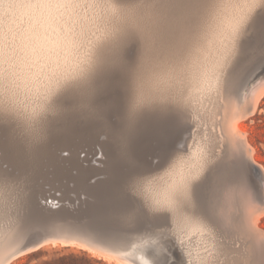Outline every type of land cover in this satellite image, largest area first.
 <instances>
[{"label":"snow or ice","instance_id":"6c2138e0","mask_svg":"<svg viewBox=\"0 0 264 264\" xmlns=\"http://www.w3.org/2000/svg\"><path fill=\"white\" fill-rule=\"evenodd\" d=\"M18 2L78 20L69 32L80 59L50 67L33 106L21 109V69L11 42L0 39V162L6 161L0 163V234L6 243L27 236V247L59 235L113 250L134 242L151 264H264V234L257 236L240 211L248 200L264 204V154L257 162L231 149L223 126L194 164L187 151L189 140L195 149L209 136L203 114L193 115L201 95L215 103L264 79V0ZM94 29L102 39H91ZM145 111L164 128L155 169L179 177L160 197L144 195L158 177L128 159L130 136ZM81 130H100L109 139L123 166L120 178L82 215L57 216L33 199L39 155L53 136ZM190 233L211 242L206 255L189 245ZM86 251L65 245L57 256L66 264H98Z\"/></svg>","mask_w":264,"mask_h":264},{"label":"rangeland","instance_id":"374dc122","mask_svg":"<svg viewBox=\"0 0 264 264\" xmlns=\"http://www.w3.org/2000/svg\"><path fill=\"white\" fill-rule=\"evenodd\" d=\"M93 31L95 33L94 35H91V39L93 41L102 39V32L95 31V29ZM260 80L262 81L264 79H260ZM251 84L252 83H249L247 88ZM244 90L243 89L241 90L239 96H233L228 100L225 99L228 103H225V101L222 100V102H224L223 106H222V102H220V101H218L216 103H210L208 100L204 99L203 96H200V99L202 97L203 98L202 100L203 101L205 100L207 103L204 102L203 104H196L199 109H197V107H196L193 111V115H196V110H198L199 112H201L203 114L204 118L206 119L205 121L208 125L207 131L209 133L208 139L202 141L200 144L201 146L199 145L201 148H204L206 150L212 148V146L215 144L214 138L218 137L220 135L221 130H222V127L219 125L223 124L224 121H225L224 124H226V121H228L227 117H229L228 115H231V117L229 118V121H230L231 119L235 118V115L237 113L241 114V113H239L241 111L238 112V110L241 109V107H239V106L244 104L245 103L244 101H246V100L243 101L242 98H244V96H246V97L248 96L246 94L247 91L245 90L246 91L245 92ZM240 95H244V96H240ZM259 95H261V96H259ZM259 95H257L258 99H256V100H258V101L255 104L256 105L255 108L253 107L254 101L252 99L249 100L250 99L249 97H247V98L245 97L244 99H247V101L249 103V105L247 103L246 106L247 107L249 106L250 109L245 107V105H244L243 107H245V108H242L243 116H241L242 115L241 114V115H239L241 117L240 119H239V117H237L238 119L235 118V120H237V123L242 125V127L244 129L243 132H245V133H243L244 138H245L247 144H249L251 151L253 148V151H252L253 154L251 152V157H253L252 159H255L257 162H259V160L262 158V154H264V93L259 94ZM231 99H233V100L231 101ZM235 100H236V102H235ZM240 100L242 101V104H240L241 103ZM229 101H231V102H229ZM237 102L239 103V105L237 104V107H239V108L235 107L236 106L235 104ZM230 103H231V106H229ZM205 104L207 106H204V108H203V105H205ZM227 105L230 108H227L228 107ZM251 105H252V107H251ZM217 106H218V108H216ZM208 107L210 109H206ZM222 107H224L223 110H225L222 112H224V113L226 112L225 114L227 116L223 115L224 113L222 114L221 112H219L222 110ZM233 107H234V109H233ZM215 108H216V110H214ZM21 109H23V108L21 107ZM212 109H213V111H212ZM218 109H219V111H218ZM232 109L234 110V117L233 118H232V116H233L232 115L233 114ZM206 110H208V111H206ZM248 110H251V111H248ZM214 111H216V112H214ZM218 112L224 116V117H222V119L225 118L224 121H220L222 115L218 114ZM247 112H249L251 115ZM213 113H215V115H213ZM244 113H246V115ZM238 114L236 116H238ZM207 115L209 118H207ZM217 117H220V119H217ZM153 119H154V121H153ZM149 121H153L154 123L153 124L151 123L152 124L151 125ZM213 122H214V124H213ZM213 126L216 127L215 133H211V128ZM160 127H162V125L157 120V118L154 116V114L151 111H145V113L143 114L138 126L132 132L130 139H129V142H128V159L142 162L144 165V170L146 172H150L152 175H156L157 177H160L161 174L164 173V171H163L164 169H159V170L155 169V164L159 162V157L161 155V151H162V147H163V144H162L163 137L160 134V132L157 131V130H160ZM223 128L226 129V126H223ZM94 143L97 145V147H95L96 145ZM188 144H190V148H188L187 151H189L192 148L191 145L193 144V141H188ZM99 146H101L100 149L98 148ZM176 147L178 149L182 148L183 147L182 142L177 143ZM229 147H230V145H229ZM242 150H244V149L242 148ZM91 151H92V153H91ZM244 152L245 151H243V153ZM100 153H101V155H100ZM130 155H131V158H130ZM244 155L246 156V153ZM58 156H60V157H58ZM139 156H141V157H139ZM47 158H48V160H47ZM113 159H115V161ZM83 161L86 163L83 164V166H82ZM4 162H6V161H2L0 163H4ZM39 162H40V164H39V166H40L39 181H38V183L35 187V191L32 195H33V197L35 196V198H37V200H40V201L45 200V198H47V197L54 201V200L61 198L64 195L66 196V195L71 194L72 192H75L76 189L82 190L83 189L82 187L85 188L86 186H90V185L93 189H97L98 191L104 192L105 189L111 187L112 185H114L117 182V180L120 178V170L123 167L122 165L120 167L117 166L116 155H115V152L113 151V149L110 145V141L104 135V133L100 130H97V131L91 132V133L88 132L87 130H81L80 132L75 133L73 135L72 134L71 135L58 134V135L53 136L52 138H50L48 143L41 150L40 155H39ZM71 163H72V165H71ZM49 164H51V165H49ZM89 165H91V166H89ZM114 168H115V170H113ZM115 172H116V174H115ZM83 173L86 176H83ZM159 173H160V175H159ZM94 175H96V176H94ZM163 177H160V178L162 179ZM80 178H82V179H80ZM158 179L159 178H157L153 183L154 185L151 186V192L154 190V188H152V187L155 186V188H156L159 185V182H161L160 181L161 179L160 180H158ZM78 182H79V184H78ZM67 190L69 192H67ZM66 192H67V194H66ZM144 195L147 197L151 196L150 195V189ZM49 196H51V197H49ZM253 204L257 207L259 205V202L253 201ZM242 207L244 208V203H243ZM242 209L240 211H242ZM257 219H258L256 221L257 226H258L257 228L259 229L261 234H264V209H262V211L258 215ZM191 238L193 241L192 248L194 249V251L199 252L201 256L206 255V253L203 252V249L205 247H208L209 249H211V246H210L211 244H209L205 241L204 236L201 237L197 233V234H192ZM10 246H11V243L10 242L6 243L2 234H0V256ZM70 246H72L73 250H78L80 248V246L76 245V244H72ZM63 248H64V246H61V245H54V246L53 245H44L43 247L39 248L42 250V252H40V253L37 252V253H35V255H30L28 253L23 254L17 258L12 259L8 264H29V261L31 258H36L37 261L39 262V264H44L45 262L52 261L53 259L57 258L58 257L57 253L62 251ZM83 248H85V247H83ZM85 249H87V251L85 252V256H87L89 258H91L92 256H95L96 258H98V260H100V262H98V264H120V262H117L118 260L116 261V259H114V258L108 259V257H106L107 258L106 259L104 257V255H100L101 251L99 252L96 250V252L100 253V254L99 253L97 254L94 252L95 250H91V249L89 250L88 248H85ZM148 257L151 258L149 255H148Z\"/></svg>","mask_w":264,"mask_h":264},{"label":"bare ground","instance_id":"6f19581e","mask_svg":"<svg viewBox=\"0 0 264 264\" xmlns=\"http://www.w3.org/2000/svg\"><path fill=\"white\" fill-rule=\"evenodd\" d=\"M73 19H75V18L67 17V16H64V17L61 18L60 14L57 13L55 10H51V11L50 10H39L38 11V10L32 8V7H29V6H26V5H21L18 2V0H0V39H3L5 41L11 42L12 47L14 49L13 56H14V58H17V62H18L19 66H20V69H21V71H20L21 79H20V82H19L20 83L19 104H20V107H22L23 109L25 108V106H27L28 109H30L33 106L32 103H31L33 92L36 90V86L44 78L45 74L47 73V71H48V69L50 67L54 66L57 63H62L64 67H71V66H74L75 63L80 59V52L74 46L73 40L70 39V35L71 34L69 32V29L70 28L75 29L77 27V24L79 23V21L77 20V24H74L73 23ZM34 49L36 51H34ZM29 65H30V67H29ZM29 89H32V91H30ZM244 89L247 91L246 94L248 95L247 97L250 98L249 100L252 99L254 101L253 102L254 103L253 107L255 108V106H256L255 104L258 101V100H256V99H258L257 95L264 93V80H262V81L259 80V81L255 82V83H252L248 88L246 87ZM197 95H200V94H197ZM240 96H244V95H240ZM259 96H261V95H259ZM245 97L246 96H244V98ZM244 98H242L243 101L244 100L247 101V99H244ZM201 99H203V98L201 97ZM232 100L233 99H231V101ZM224 101H225V103H228L226 100H224ZM231 101H229V102H231ZM246 101H244L246 104L245 103L242 104V101H241L240 104H242V105L239 106V107H241V109L238 110V112L241 111L239 113H241L242 115L238 114L236 112L238 114V116H236L237 114L235 113L236 114L235 118L239 117V119H240L241 117L239 115L243 116L242 108L247 107L246 105H247L248 101L247 102ZM204 102H206V101L204 100ZM216 102H218V101H216ZM220 102H222V101H220ZM235 102H236V100H235ZM237 104L239 105V103L237 102L235 104L236 105L235 107L239 108V107H237ZM205 105H203V108H204ZM223 105H224V102H222V106ZM244 105H245V107H243ZM248 105H249V103H248ZM229 106H231V103H230ZM229 106L227 108H230ZM196 107H197V105H196ZM209 107L206 108V109H210ZM251 107H252V105H251ZM216 108H218V106ZM216 108L214 110H216ZM247 108H249V106ZM197 109H199V108L197 107ZM223 109H224V107H222L221 111H219V109H218V111L223 114L224 112H222V111H225ZM233 109H234V107H233ZM206 111H208V110H206ZM212 111H213V109H212ZM248 111H251V110H248ZM214 112H216V111H214ZM219 112H218V114H221ZM225 113L223 115H226ZM247 113H249V112H247ZM244 114L246 115V113H244ZM223 115L221 116V120L220 121H224L225 118L222 119V117H224ZM232 115H233L232 116V118H233L234 117V110H233V114ZM228 116H229V117H227L228 121H226L227 125L224 124L225 123V121H224V123L222 122L223 124H221L219 126H221V127H222V125L226 126L227 135H228L229 141H230L229 142L230 143L229 144L230 148L231 149H242L243 148L244 149L243 151H245L244 154L246 153L247 157L253 158V157H251V152L253 151V148H252V151H251V148H250L249 144H247V142H246V140L244 138V134L243 133H245V132H243L244 129H243L242 125L238 124L237 120H235V118H233V119H231L229 121V118L231 117V115H228ZM207 118H209L208 115H207ZM219 119H220V117H219ZM153 121H154V119H153ZM153 121H149L150 124L151 123L153 124L154 123ZM157 131L160 132L162 137H164V128H163V126L160 127V130H157ZM221 132H222V130H221ZM221 132H220V134H221ZM189 141H191V140H189ZM200 146L197 145L195 147V149L192 147L188 151L189 153L193 154V160L189 161L190 164H194L196 162L195 154L200 152V149H201ZM95 147H97V145ZM100 147L101 146H99L98 148L100 149ZM91 153H92V151H91ZM252 154H253V152H252ZM100 155H101V153H100ZM58 157H60V156H58ZM139 157H141V156H139ZM130 158H131V155H130ZM47 160H48V158H47ZM113 160L115 161V159H113ZM253 160H255V159H253ZM85 163L86 162L83 161L82 162V166ZM39 164H40V162H39ZM49 165H51V164H49ZM71 165H72V163H71ZM89 166H91V165H89ZM113 170H115V168ZM84 173H83V176H86V175H84ZM160 173H159V175H160ZM115 174H116V172H115ZM94 176H96V175H94ZM160 177H163V178L161 179ZM160 177H158L159 178L158 180L161 179L160 180L161 182H159V185L156 188H155V186H153L152 188H154V190L152 192H151V188H150V195L151 196H149V197H160V196L165 195L167 189L169 188V186L172 185L176 180L179 179L178 176H176V177L167 176V175H164V173L161 174ZM80 179H82V178H80ZM78 184H79V182H78ZM82 188H84V187H82ZM67 192H69V191L67 190ZM67 192H66V194H67ZM51 196H49V197H51ZM51 201H53V200H51ZM253 201H255V200H248V201L244 202V208L243 207H242L243 209L241 208L242 209L241 212H242L245 220L250 222V226L256 232L257 236H259V235H261V232L257 228L258 226H257L256 221L258 220L257 219L258 215L260 214V212L262 210L260 211L253 204ZM50 203H53V202H50ZM190 236L192 237L191 233H190ZM204 239H205V241L207 243L211 244V242L206 237H204ZM188 243H189V245L191 247L193 246L192 238L188 241ZM91 250H93V249H91ZM97 251H99V250H97ZM94 252L98 254L100 251L96 252V250H95ZM102 252H100L101 254L100 253L99 254L100 255H104L105 258L108 257V259L114 258V259H116V261L118 260L117 262H120V264H151L150 259L147 256H145V254H142V253H136L134 255V262L135 263H132V262L128 261L127 259H125L124 257L118 256L115 253H113L111 251H108L106 249L102 250ZM1 264H7V261H5V262H3Z\"/></svg>","mask_w":264,"mask_h":264},{"label":"water","instance_id":"95a60500","mask_svg":"<svg viewBox=\"0 0 264 264\" xmlns=\"http://www.w3.org/2000/svg\"><path fill=\"white\" fill-rule=\"evenodd\" d=\"M103 192L98 191L97 189H93L90 186H86L83 190H77L72 192L69 195L63 196L58 200L51 201L48 197L45 200H37L35 196L33 197L34 201L41 205L43 208L47 209L49 212L55 213L57 216L61 217H69V216H78L82 215L87 209L96 205L98 201V197ZM53 202V203H50ZM259 210L264 209V204L259 203L257 206ZM11 246L0 256V264L7 261V264L14 258H17L23 254L30 253L32 251L38 250L39 248L43 247L44 245H72L76 244L80 247H85L93 250H108L115 253L118 256L124 257L128 261L134 262V255L136 253L145 254L148 257L146 251H143L139 248L134 247V242H131L126 245H122L118 248V250H113L111 248H107L104 245L100 244H88L82 243L79 240L65 238L59 235H50L45 237L43 240L40 241L39 245L32 244L25 246L28 244L27 236L21 237L19 239H15L11 241ZM149 258V257H148ZM151 261V258H149Z\"/></svg>","mask_w":264,"mask_h":264},{"label":"trees","instance_id":"16d2710c","mask_svg":"<svg viewBox=\"0 0 264 264\" xmlns=\"http://www.w3.org/2000/svg\"><path fill=\"white\" fill-rule=\"evenodd\" d=\"M37 252L40 253V252H42V250L38 249V250L32 251L28 254L35 255V253H37ZM83 255L85 256V253ZM98 262H100V260H98ZM44 264H66V258L57 257V258L53 259L52 261L45 262Z\"/></svg>","mask_w":264,"mask_h":264}]
</instances>
